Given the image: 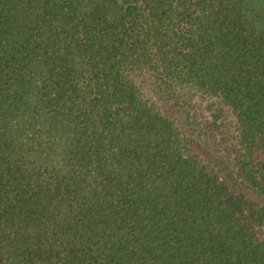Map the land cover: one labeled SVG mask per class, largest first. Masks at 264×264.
I'll return each instance as SVG.
<instances>
[{"label":"trees","instance_id":"1","mask_svg":"<svg viewBox=\"0 0 264 264\" xmlns=\"http://www.w3.org/2000/svg\"><path fill=\"white\" fill-rule=\"evenodd\" d=\"M0 264H264V0H0Z\"/></svg>","mask_w":264,"mask_h":264}]
</instances>
